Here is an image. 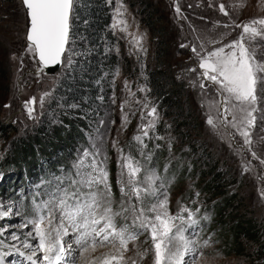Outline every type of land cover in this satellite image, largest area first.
<instances>
[{
	"label": "snow or ice",
	"instance_id": "1",
	"mask_svg": "<svg viewBox=\"0 0 264 264\" xmlns=\"http://www.w3.org/2000/svg\"><path fill=\"white\" fill-rule=\"evenodd\" d=\"M21 4L27 20L25 53L36 60L38 67L35 75L40 77L45 67L61 63L66 50L74 51L70 48V36L71 21L78 18L77 5L75 0H21ZM208 6L213 4L209 2ZM243 6L241 0L234 8ZM218 7L225 17H229L228 22L222 24L223 31L201 30L188 24L189 37H185L186 42L179 47L190 48L189 61L193 66L182 71L191 74L188 82L192 88L199 87L202 107L205 98L211 96L205 122L221 140L227 141L229 148L239 144L237 152L242 154L243 175L250 173L254 167L264 166V136L253 140L251 132L258 119L256 113H260L259 119L264 122V16L237 24L229 16L225 4L220 3ZM174 12L180 20L188 19L182 14L178 2L174 4ZM121 15L118 10L109 27L115 30L119 25L122 34L132 37L138 52L146 51L142 45L144 36L129 32L127 20L117 18ZM217 25L221 22L214 21L213 27ZM231 29L242 31L236 38L226 39L231 36ZM25 53L19 57L15 52L11 54L13 61L20 60V68H23ZM72 62L73 57L69 54L67 66L71 67ZM143 70L144 65L141 64L142 74ZM118 74L119 69L114 75ZM124 90L132 99L121 101L116 137L106 142L103 135L99 138L89 135V146L77 153L67 173L61 167V175L53 174L52 180L41 179L34 185L30 207H25L21 223L16 228L10 223L0 224V237L7 239V233L11 241H20L24 248L32 249L27 256L31 264H40L37 253L42 254L43 264H77L78 260L80 264H137V258L142 261L149 253L153 257L152 264H199L202 249L211 246L212 234L207 239H201L196 231L202 221L209 219L207 213L203 217L199 215V192L195 193L197 200L191 207L178 203L177 211H170L169 188L175 179L168 176L171 161L164 164L163 171H159L153 166V151L148 150L146 143L165 141V136L156 131L160 116L156 101L149 99L151 90L146 84L138 86L137 91L145 94L138 98L127 79ZM49 95V92L40 95L41 107ZM36 99L30 97L23 101V109L30 119L34 118ZM111 102H116L114 93ZM126 105L128 111H125ZM9 106L4 105L5 108ZM213 110L215 116L211 114ZM137 111L140 122L133 141L139 146V156L134 158L130 152L125 154L119 136L128 128L129 118ZM112 123L115 124V121ZM168 127L165 124V128ZM237 137L242 138V143ZM173 140L170 135L166 140L170 153ZM108 143L116 152L118 172L115 183L121 197L118 211L113 210L115 201L108 169ZM160 148V143H154V151ZM253 160L258 164L253 165ZM42 188L44 191H39ZM258 191L264 200V188ZM12 214L11 208L4 210L0 206V221ZM15 216L21 217V212L16 211ZM118 218L122 221L119 225ZM17 231L24 234L23 240ZM142 234L146 241L150 237V247L137 250L136 258L127 257L129 242L135 248ZM68 236L74 239L78 246L76 249L71 244L65 247L64 238ZM33 238L38 241L34 248L29 243ZM4 239H0V245H3ZM106 245H112L109 252L93 255L98 247ZM8 246L19 251L15 243ZM0 264H5L3 253H0Z\"/></svg>",
	"mask_w": 264,
	"mask_h": 264
},
{
	"label": "rangeland",
	"instance_id": "2",
	"mask_svg": "<svg viewBox=\"0 0 264 264\" xmlns=\"http://www.w3.org/2000/svg\"><path fill=\"white\" fill-rule=\"evenodd\" d=\"M109 1V0H108ZM137 0L136 2H138ZM157 11L158 21L163 25L162 27L168 31V33L161 37L152 29L148 27L141 20V16L138 13L137 6H133L130 3L134 0H111L113 6V16L117 15L119 10L122 13L117 18H123L127 20L129 28L128 31L135 34L144 36L142 41L143 48L146 51H137V46L132 42L131 36H126L119 31V25L113 30L117 37L118 45L115 47V52L121 60L119 64V74L112 76L111 83L114 87L115 104L112 103L111 116H107L108 119L104 118L103 124L98 128L93 129L94 137L99 138V135H103L105 141H110L116 137V129L120 125L121 108L120 104L122 100H131L124 90V81L127 79L129 86L133 93L137 94L138 98H142L145 94L137 91L138 86L147 85L151 90L149 99L155 100L158 112L160 116V122L157 125L156 131L159 135L165 136V141H151L148 143V150L153 151V166L159 171H163V166L169 160L171 161L168 176H174V182L169 188V200H170V211L175 213L177 211L178 203L192 206L193 202L197 200L195 195L196 192L200 193L199 201L200 213L203 217L205 213L208 214L209 219L202 221L201 227L196 229L200 233L201 239H207L209 234L211 235V246L204 247L202 249L203 256L199 257V264H261L264 262L263 259H256L257 251L259 246L251 244L252 242H246L243 251H237L238 247L232 252H227L228 248V236L224 234V230L220 224L216 221H212L210 207L215 202H218L219 198H215L209 202L208 194L201 188V181L196 176L194 171L190 172L189 177H182L177 173V168L186 165L188 169L194 167L193 155L204 150L211 151V155L217 164L221 167V171L228 175L233 176L238 180L235 184H230V190L235 191L242 198L245 205H247L248 212L252 214L264 225V200L259 196V189L264 188V166L254 167L250 173L241 174L242 154L237 152L239 144L235 148H229L226 140H221L219 136L214 133L211 128L206 124V114L209 112L208 103L211 100V96L206 97L204 100V106H201V98L199 87L192 88L189 85L188 77L189 73L183 72V69L192 67L193 65L189 61L191 55L190 48L181 49L179 45L186 42L185 37H189L188 24H193L197 29H213V32L223 31L222 24L228 22L229 17H225L220 11L218 5L220 3L225 4L226 11L229 12L231 19H234L237 24L241 22L249 21L253 18L264 16V0H243V7L234 8V5L241 3V0H149ZM136 2H134L136 4ZM179 3L181 5L182 14L188 17L187 20H180L174 12V4ZM209 2L213 4L209 7ZM191 5V7H189ZM199 5V6H198ZM113 19V18H112ZM214 21H220L221 25L213 27ZM113 23V20H112ZM181 24H183V31L181 30ZM26 13L21 4V0H0V126H4L5 130L0 131V160L2 157L10 151L11 141L17 137L26 135L24 133L30 132L34 129V126L41 119V115L50 110V106L53 105L54 89L63 74L60 69L54 75L45 74L42 71L40 77L35 75L36 60L27 53L25 49L27 46L26 40ZM242 29H231V36L226 39L236 38ZM161 33V31L159 32ZM160 36L161 38H155ZM166 47V52L161 59L156 57L157 46L163 44ZM158 44V45H157ZM15 52L19 57L21 53H25L23 57V68H20V60L13 61L11 54ZM127 64L129 69L125 70ZM161 63V64H160ZM141 64L148 66L151 70L163 69L166 72H170L174 80L178 83H182L186 101L185 106L191 105L194 110V116H196L201 123L200 133L194 134L191 139L196 143V152H187L186 149H190L191 145L182 139L179 135V129L171 115L164 113V110L157 103L154 91L146 82L145 72L141 73ZM160 64V65H159ZM67 65V64H66ZM162 67V68H161ZM65 68V66H64ZM17 69H20L18 72ZM180 77V78H178ZM39 81V82H37ZM44 92H49L50 95L45 98L43 106L41 107L39 97ZM30 97H36L35 113L34 118H28L26 111L23 109V101ZM218 99V97H217ZM9 104L10 106L5 108L4 105ZM189 108L187 107L186 110ZM128 105L125 106V111H128ZM48 114V112H47ZM215 116V111L211 112ZM258 116L256 124L251 129L253 134V140L258 137L264 136V122L259 119L260 113H256ZM128 128L121 132L119 136L120 145L123 147L125 154L129 152L134 158H138V144L133 141V135L136 133V126L140 122L139 111L136 112L135 116H131ZM15 121V123H13ZM107 121V122H106ZM115 121V124L112 123ZM147 121V117H145ZM165 124L169 125L167 129ZM37 126V125H36ZM1 130V129H0ZM7 131V132H6ZM23 134V135H22ZM171 136L174 138L171 153L167 147V137ZM238 141L242 143V138L237 137ZM154 143H160L161 148L154 151ZM162 153V158H159L158 154ZM107 155L108 169L110 172V179L113 185L114 205L113 210H119L120 192L119 188L115 183L118 169L116 167L115 159L116 152L111 149L110 143L107 144ZM250 158V154H248ZM161 160V163H160ZM161 164L162 168H159ZM253 165H257L258 162L253 160ZM197 164V163H196ZM9 166L0 168V206L4 207V210L11 208L13 214L10 218L0 221V224H11L13 228H16L22 220L24 211L21 208V196L26 193H30L32 196L34 185L38 184L40 180L34 182L33 179L25 183L23 176H16L15 166ZM65 173H67L65 171ZM61 172L55 175H61ZM12 178L17 180V186L15 188L8 187L7 182ZM49 175L43 178L44 180H52ZM21 180V181H20ZM200 181V182H197ZM115 190V191H114ZM39 191L43 192L44 189ZM202 205V206H201ZM21 212V217H16L15 212ZM122 221L118 218L117 224L119 225ZM23 240L24 234L17 231ZM7 239H4L3 245H0V253L4 254L5 264H31L27 260V256L31 254V248H24L20 241H11L10 235L5 234ZM264 239V237H263ZM10 243H15L19 251H15L9 248ZM34 248L38 241L33 238L29 241ZM150 237L147 238L145 235H140L136 242V247L133 248L132 242H129V251L125 254L127 257H135L137 250H143V248L150 247ZM65 247L71 244L74 249L78 246L75 244L74 239L71 236L64 238ZM112 245H106L105 247H98L93 255L99 256L103 253L109 252ZM264 250V249H263ZM260 251V250H259ZM23 252L24 255H20ZM242 252V253H239ZM79 253L77 252V256ZM199 255V254H197ZM36 257L40 259V264H43L42 254L37 253ZM34 257V259L36 258ZM187 259V257H186ZM152 254L149 253L141 261L137 258V264H152ZM77 264H80L79 260Z\"/></svg>",
	"mask_w": 264,
	"mask_h": 264
},
{
	"label": "trees",
	"instance_id": "3",
	"mask_svg": "<svg viewBox=\"0 0 264 264\" xmlns=\"http://www.w3.org/2000/svg\"><path fill=\"white\" fill-rule=\"evenodd\" d=\"M134 2L130 4L138 7L137 11L143 23L155 34L165 36L168 31L158 21L157 11L151 2L149 0H139L136 4ZM75 3L78 18L71 21L70 36V48L74 51L66 50L64 55L63 74L54 89V103L47 111L48 114L46 112L45 115H41L32 131L11 141L10 151L0 160V168L13 164L12 166L17 169L15 175H22L25 183L30 178L34 182L48 175L51 178L52 174L60 172L61 167L66 172L69 171L77 153L89 146L88 136L94 135L93 129H99L101 121L112 113L111 98L114 87L111 81L121 64L115 52L118 45L117 37L109 27L113 20V6L108 0H75ZM160 36L154 37V40L157 38L158 41ZM165 43L157 44L158 59L166 52ZM69 54L73 57L71 67L66 65ZM122 64L125 65L124 62ZM128 69L126 64L125 70ZM143 71L146 82L154 91L157 103L163 108L164 113L171 115L176 126L181 128L179 135L191 145L186 151L196 152V143L191 139L194 134L199 135L201 123L194 116L191 105H187L189 109L186 110L183 84L176 82L170 72L160 68L153 71L144 66ZM109 120L110 118L107 121ZM0 129L3 131L5 127L0 126ZM204 151L205 153L193 155L195 163L192 169L183 164L177 168L176 174L189 177L190 172L194 171L195 177L201 181V188L209 196L208 201L219 198L218 202L210 206L211 218L222 226L224 234L228 236V253L234 251L236 246L237 251H243L244 241L252 242L251 244L260 247L256 259L258 257L264 260V225L252 211L248 212L247 205L239 194L230 190V184L238 181L234 175L222 172L211 151ZM158 156L162 158V153ZM160 163L157 165L162 168ZM17 184V180L12 176L7 182L8 187L12 188ZM30 201L29 192L21 196L23 211L25 207H30Z\"/></svg>",
	"mask_w": 264,
	"mask_h": 264
},
{
	"label": "water",
	"instance_id": "4",
	"mask_svg": "<svg viewBox=\"0 0 264 264\" xmlns=\"http://www.w3.org/2000/svg\"><path fill=\"white\" fill-rule=\"evenodd\" d=\"M65 55V54H64ZM64 55L62 56L61 63L56 64V65H50L47 66L43 69V72L48 75H54L56 74L63 66L64 63ZM38 59V58H37Z\"/></svg>",
	"mask_w": 264,
	"mask_h": 264
}]
</instances>
